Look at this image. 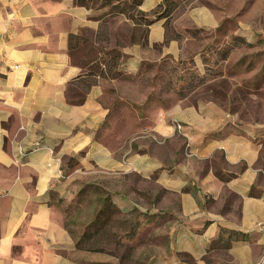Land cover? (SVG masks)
Instances as JSON below:
<instances>
[{
  "label": "crops",
  "instance_id": "obj_1",
  "mask_svg": "<svg viewBox=\"0 0 264 264\" xmlns=\"http://www.w3.org/2000/svg\"><path fill=\"white\" fill-rule=\"evenodd\" d=\"M164 2L175 6L167 26L168 16L146 25L112 15L128 29L117 44L97 10L76 0H0V264H105L83 259L94 253L76 246L80 235L68 227L59 202L78 206L85 184L129 177L154 197L148 209L106 191L120 211L161 218L154 223L166 228L164 264H255L262 258L263 129L236 124L215 103L182 97L163 107L147 96H121L135 103L122 113L126 121L131 111L136 118L132 126L125 121L126 130L166 138L138 139L129 153L114 136L104 138L117 108V96H107L101 73L93 71L104 66L105 34L121 54L118 70L133 77L147 62L180 56V44L195 42L190 55H198L204 46L197 33L222 24V0H142L138 9L153 18ZM83 46L94 55L76 56ZM170 117L185 124V135L173 130ZM186 143L197 156L186 155ZM137 224L140 233L151 223Z\"/></svg>",
  "mask_w": 264,
  "mask_h": 264
},
{
  "label": "rangeland",
  "instance_id": "obj_2",
  "mask_svg": "<svg viewBox=\"0 0 264 264\" xmlns=\"http://www.w3.org/2000/svg\"><path fill=\"white\" fill-rule=\"evenodd\" d=\"M92 5L98 12L97 16L104 18L107 34L110 28L117 44H122L121 37L128 34L127 27L119 19L112 18L109 5L103 6L101 1L93 2ZM186 10V7L181 8L178 13ZM134 18L138 20L139 15L135 14ZM196 39L204 46L198 55H190L196 48L195 42L180 44L181 50L185 48V51L178 53H181L180 56L164 58L157 63L147 62L140 74L126 77L118 70L121 54L114 45V40L106 34L102 38L104 48L100 50L102 55L99 60L104 62V66H98L93 71L101 73V82L106 88L107 96H117V108L113 111L116 114L109 119L112 122L107 123L104 138L110 140L114 136V144L120 146V151L129 153L137 149L136 140L144 137L157 142H163L166 138L154 134L152 130H126L127 125L122 126L126 121L122 113H128L126 105L129 102L133 106L135 103L123 101L121 96H147L149 104L163 107L173 105L182 97H187L189 103H215L236 124L264 130V0H222V24L211 32H198ZM75 52L76 56L82 58L83 55H94L86 46ZM91 81V78L87 79L85 85ZM131 108L133 109L132 106ZM135 119L131 111L127 119L131 126L135 124ZM168 121L172 128L173 122H179L181 133L173 130L185 135L184 123L174 117H170ZM186 155L197 156L187 143ZM100 181L102 186L86 189L78 206L59 202L68 227L77 237L92 221L107 191L127 195L126 198L139 209H148V203L154 202L149 189L143 187L145 184L141 186L136 177ZM138 187H143L146 194H140ZM140 213L142 212L132 210L109 214L106 235H100L92 241L86 240L81 245L84 252L94 253L83 254V259L99 258L105 264H164L162 251L165 250L166 237L163 235L166 228L160 224L155 225L154 222L162 221L161 218L153 214L143 218ZM133 221L151 224L146 225L140 233L131 235L128 228Z\"/></svg>",
  "mask_w": 264,
  "mask_h": 264
},
{
  "label": "trees",
  "instance_id": "obj_3",
  "mask_svg": "<svg viewBox=\"0 0 264 264\" xmlns=\"http://www.w3.org/2000/svg\"><path fill=\"white\" fill-rule=\"evenodd\" d=\"M100 1H101V4H103V6H107V5L110 6V11H109L110 15L124 14L127 18L131 19L134 23L136 21H142L146 25H149L156 19H160L162 16H168L167 20L165 21V25L167 26L169 22V14L175 7L173 3L166 4L164 2V4L158 5L156 10L151 12V14L154 15V17L151 18L148 16L150 14L144 13L138 9V6L142 3V0H76L78 4L84 5L86 7H93L92 5L93 2L99 3ZM163 6L164 8L162 12L157 14L159 8ZM135 14L139 15L138 20L134 18ZM82 99L83 97L80 99V101ZM94 187L98 188L94 184H90V183L85 184L78 193L76 204L79 202L80 198L83 196L87 188L92 189ZM119 211L120 210L112 202L110 195L108 193H105V196L101 199L100 206L95 211V215L92 221L89 222L87 226H85L83 231H81L79 239L76 241V246L81 248L82 247L81 245L86 240L92 241L94 238H97L100 235H106V232L109 229V223H108L109 219H107L109 217V214L118 213ZM147 215H150V214H145L144 217ZM137 226H138L137 222L133 221L128 228V233H130L131 235L138 233Z\"/></svg>",
  "mask_w": 264,
  "mask_h": 264
},
{
  "label": "built area",
  "instance_id": "obj_4",
  "mask_svg": "<svg viewBox=\"0 0 264 264\" xmlns=\"http://www.w3.org/2000/svg\"><path fill=\"white\" fill-rule=\"evenodd\" d=\"M172 126H173L174 130H176V131L181 133V130H180L181 129V124L179 122H173ZM255 264H264V254H263L262 258L258 262H256Z\"/></svg>",
  "mask_w": 264,
  "mask_h": 264
}]
</instances>
